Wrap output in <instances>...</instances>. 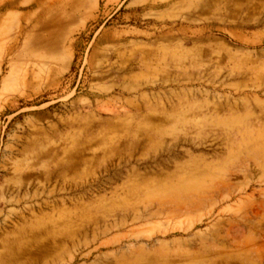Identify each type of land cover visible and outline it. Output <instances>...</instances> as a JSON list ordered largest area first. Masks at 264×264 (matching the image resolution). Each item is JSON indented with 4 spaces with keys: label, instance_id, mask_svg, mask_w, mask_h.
<instances>
[{
    "label": "rangeland",
    "instance_id": "obj_1",
    "mask_svg": "<svg viewBox=\"0 0 264 264\" xmlns=\"http://www.w3.org/2000/svg\"><path fill=\"white\" fill-rule=\"evenodd\" d=\"M4 5L0 264H264V0Z\"/></svg>",
    "mask_w": 264,
    "mask_h": 264
},
{
    "label": "bare ground",
    "instance_id": "obj_2",
    "mask_svg": "<svg viewBox=\"0 0 264 264\" xmlns=\"http://www.w3.org/2000/svg\"><path fill=\"white\" fill-rule=\"evenodd\" d=\"M3 5H4V0H0V6H3ZM11 7L12 8H18L19 7V3L11 4ZM52 14L53 13L49 14L46 17L45 21H43L41 23L39 22L40 24H43V26H39L38 32H36V34H35L36 35L35 36L36 43H38L39 45H42L44 47H47L46 49H48V50H50L49 48H51L53 46L52 45V42H53L52 33L54 32V27H53L54 26L53 25L54 19L51 16ZM22 20H24V19H22ZM16 21H17V16L14 15V14H9L7 16V18L5 19V21L2 22V25H4V29L3 30H5V28H8V27L12 26ZM25 21H26V23L28 22V20H25ZM3 30H1L2 32L0 33V36H1L0 37V42H1V39H2V35H3L2 34ZM55 50H57V49H55Z\"/></svg>",
    "mask_w": 264,
    "mask_h": 264
}]
</instances>
